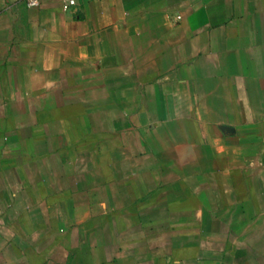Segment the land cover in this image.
<instances>
[{"label": "crops", "instance_id": "crops-1", "mask_svg": "<svg viewBox=\"0 0 264 264\" xmlns=\"http://www.w3.org/2000/svg\"><path fill=\"white\" fill-rule=\"evenodd\" d=\"M0 134V264H264V0H0Z\"/></svg>", "mask_w": 264, "mask_h": 264}, {"label": "rangeland", "instance_id": "rangeland-1", "mask_svg": "<svg viewBox=\"0 0 264 264\" xmlns=\"http://www.w3.org/2000/svg\"><path fill=\"white\" fill-rule=\"evenodd\" d=\"M18 135V134H14ZM0 139H2V134H0ZM0 158H1V150H0ZM0 165L5 167L6 170H11V172H21V170L25 167H30V165H23L19 160H0ZM13 170V171H12Z\"/></svg>", "mask_w": 264, "mask_h": 264}, {"label": "built area", "instance_id": "built-area-1", "mask_svg": "<svg viewBox=\"0 0 264 264\" xmlns=\"http://www.w3.org/2000/svg\"><path fill=\"white\" fill-rule=\"evenodd\" d=\"M76 0H62V7L64 10H68L72 6H74ZM29 5H36V0H28Z\"/></svg>", "mask_w": 264, "mask_h": 264}]
</instances>
